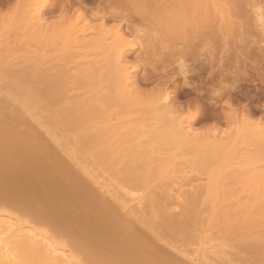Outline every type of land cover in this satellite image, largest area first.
Returning a JSON list of instances; mask_svg holds the SVG:
<instances>
[{
    "label": "bare ground",
    "instance_id": "1",
    "mask_svg": "<svg viewBox=\"0 0 264 264\" xmlns=\"http://www.w3.org/2000/svg\"><path fill=\"white\" fill-rule=\"evenodd\" d=\"M135 1L137 9L132 11L144 17L157 3ZM214 3L173 0L166 9L184 20L193 6L196 18L191 20L203 25L210 21V29L217 24L211 17L217 12ZM256 16L264 25L263 11ZM212 28L208 31L213 41L218 27ZM86 30L71 22L62 35L71 43L66 42L72 46V62L81 53H102L100 59L86 60V68L78 73L83 72L82 79L87 76V84L93 68L103 75V85L96 82L97 76L89 78L85 88L77 75L73 80V73L72 81L64 75L68 83L61 74L62 81L48 75V81L39 80L38 71L29 88L24 87L29 81L25 74L24 84L17 73L22 83L0 81V264H229L231 252L228 261L224 256L232 242H241L240 251L264 264V247L257 242L264 240V138L253 136L258 123L239 130L230 148L215 136L203 137L186 128L176 108L159 103L166 90L143 95L132 85L120 31L90 36ZM71 82L74 93L67 86ZM77 84L84 93H75ZM214 158L234 164L242 173L238 178L245 176L242 189L249 184L255 188L254 202L248 199L238 218L220 214L222 205L212 200L216 175L208 181L210 196L205 201L198 199L202 190L189 195L177 188V180L194 174L184 173L185 167L203 174Z\"/></svg>",
    "mask_w": 264,
    "mask_h": 264
},
{
    "label": "rangeland",
    "instance_id": "2",
    "mask_svg": "<svg viewBox=\"0 0 264 264\" xmlns=\"http://www.w3.org/2000/svg\"><path fill=\"white\" fill-rule=\"evenodd\" d=\"M134 1L135 0H0V53L3 54L0 55V72L4 69L6 70L5 74L7 73V77L4 75V71L2 74L0 73L2 75H0L1 79L4 77L2 80L0 79V81L5 80L2 82L5 84L8 82L11 83L13 79V82L16 81L17 83L19 79L17 76L20 77L25 74L26 80H29L27 83L30 85L25 83L24 87L27 86L26 88H29L31 85L33 86L31 82H34V80L38 78L41 80V78L44 79V77L48 75L49 77H47L50 80L53 79L52 81L59 79L62 81L65 79V74L66 78H68V76L73 73V75H71L72 77L75 74V76L77 75L79 77L78 79L84 81L85 88L86 85L89 84L88 82L90 80H96L97 76L98 79L96 82H102L101 79L103 75L93 68V76L90 73V80H88L89 78L87 79V84H85L87 76L82 79L83 72L78 73V71L81 69L83 70L84 67L86 68L88 64L87 61L90 60L91 62V59H100L103 56L102 53H81V58L80 56L77 58L75 57L72 62V46L69 47L71 43L67 42V39L65 40L63 35H66L64 33L67 31L71 22L72 24L79 22L80 25L87 28L86 31L90 36L97 35L98 32L103 31L111 36L117 31H120L125 42L124 48H126L125 56L123 55V63L130 69L132 85L135 89L137 88L138 91L140 90L143 95L156 93L163 89L166 90L170 95L172 106L177 109L181 117L184 115V110L189 107V114L183 122L186 128L192 129L203 137L215 136L225 144L227 148L233 146L236 138L235 136L239 130L254 127L256 123H258V129L253 136L264 138V25L263 22L262 24L259 23L260 20L258 16L255 17L256 12L257 15L262 11L264 13V0H214V4L217 5V10H214L217 12L215 16L211 17H215V21L217 20L214 23H217L218 29H216L218 32L216 36L214 35L215 38L213 41L210 39L213 38V35H211L208 30L212 27H214L212 29H215L216 25L212 22L211 25L214 26H210L211 28L207 29L210 21L208 24L206 22V25H203V23L199 24L201 22L196 23L195 20H191L193 18V15H191L193 6L191 11L188 9L189 7L187 8V10H189V13L186 12L188 16H185L183 20L175 10L173 11L175 14L169 12L170 9L169 11L167 10L170 7L167 4H169V2L173 3V0H164V3L168 1L166 4L168 8L166 5H163L165 7V13L162 11L163 9H160L163 0L162 2L161 0L160 2L157 0V3L160 5L159 9H157L158 5L155 2L156 7H154L156 9L151 8L152 11L150 10L148 14L144 12V17V15H141L142 12L139 14L138 12L135 13L132 11L137 9H133L135 7L134 4H136V1ZM137 1L139 4L143 3L141 2L143 0L140 2L139 0ZM150 1L148 0V2ZM209 1L211 2V0ZM186 3L185 1V5H182V3L181 5L184 7ZM150 4L147 3L146 5ZM216 5H214V7H216ZM189 6H191V4ZM194 6H196V4H194ZM260 6L261 12L258 13V7L260 8ZM183 7L179 10L180 14L184 15ZM185 9L184 7V10ZM181 10L183 13H181ZM206 14L208 18L209 9ZM123 16L128 19H124ZM256 19L258 20L256 21ZM263 19L264 18L261 20L264 21ZM211 21L214 20L211 19ZM257 23L258 25H256ZM32 25L33 27H31ZM136 25H143L147 30V34L145 35L148 36L143 37L142 46L134 44L133 33ZM196 25H200V29ZM53 28H58L60 32L57 33L56 31L55 34ZM59 28L63 29L59 30ZM197 29L199 30L198 32ZM205 30L207 35L205 34ZM194 31L196 32L194 33ZM41 33H43V35ZM204 36L206 37L204 38ZM66 42L69 43V45ZM165 48H167V51L164 50ZM181 58L186 59L190 65V74L187 78L183 75H176L174 71L175 65ZM149 65H156L155 70L148 67ZM35 67L37 68L35 69ZM15 69L20 72L14 71ZM37 71L39 77L38 74H36ZM13 72H15L14 76ZM41 72L43 75L45 74L44 76L41 74L42 77L40 76ZM60 74L61 76L63 75L64 79H61L62 77ZM11 76L15 79L13 77L11 78ZM71 76L68 79L72 78ZM35 77L38 78L34 79ZM47 77H45L46 81H48ZM8 78L9 80H7ZM21 79L24 84V76ZM235 79H239L240 83L238 87L231 92L230 96H214L212 94V90L217 89L221 83H231ZM70 80L72 81V79ZM19 81L22 83L20 79ZM82 81L81 83H83ZM66 82H64L65 86ZM73 82L69 83L70 85L67 84V86L69 90L72 88V92L74 93V86L72 87ZM23 84L20 85L23 87ZM78 85L80 84H77V86ZM62 87L66 89V87ZM76 88L77 90L75 93L78 92L77 95L81 92L84 93V89H81L82 91L80 90V88H83L82 85ZM77 98L78 96L75 99ZM81 98L82 97H80V99ZM78 101L81 100L77 99V102ZM233 106L240 109L238 117L235 114ZM243 141H248V144H250L249 138L243 137ZM220 159H218V162H215L217 159L214 158V161L209 164L206 162L210 168H208V172H206L207 169L205 168V173L202 171L203 174H199L195 171L197 173L195 175V172H189V170L192 169L190 165L187 166V168L185 167L187 170L184 168V173H187L188 176L192 175L191 173L194 174L188 177L189 179H186V176L185 178H180L179 181L177 180L179 184L177 188L184 189L187 194L190 193L189 191L193 193L195 190H202L203 193H200L198 199L200 198V201H205L207 198L209 199L210 196L208 195L210 189L207 190L210 188L208 185L210 183H208V181L211 182V177L216 175L218 187L216 186L217 192L212 190L213 193H216L211 197L213 198L212 200L216 199L218 200L217 202L220 203H218L219 206L222 205V208L220 207L222 210L220 214L224 212L231 215L232 218H238L242 213L243 205L248 202V199H250L249 202H254V194L252 195V192H255V188L250 189L251 187L249 184L250 188L246 186L247 189H244L245 187L242 189L243 185L245 186V181L243 183L241 180L245 176L240 179L242 173H237L238 170L236 171L233 167L235 165H229L231 163H226L225 161L227 160L224 159V161L223 158L222 161L225 163L222 165ZM188 167H190L189 170ZM240 172H242V170ZM244 175L247 176L246 173H244ZM247 179L249 181L248 177ZM246 183L248 184V182ZM178 191L180 192V190ZM248 191H251V194ZM199 192L200 191H195L194 194ZM244 192H247L248 195L247 193L244 194ZM203 194L204 196H202ZM238 195H240L241 198ZM244 199H246V201ZM241 201L245 202L242 203ZM257 242H259L261 247H264V240ZM237 243L239 242H232V246L230 245L231 247L229 246V248H227L229 251L227 250L228 254H226V257L224 256V260L229 259V252H231L235 255L233 259V255L230 253L232 263L230 260L229 262L231 264H237L239 262L240 264H251L254 260L252 255L250 256L249 253L244 254L247 252H242L243 249L237 246L239 244L242 246V243ZM240 249L242 251H240ZM252 264L262 263L254 261Z\"/></svg>",
    "mask_w": 264,
    "mask_h": 264
},
{
    "label": "clouds",
    "instance_id": "3",
    "mask_svg": "<svg viewBox=\"0 0 264 264\" xmlns=\"http://www.w3.org/2000/svg\"><path fill=\"white\" fill-rule=\"evenodd\" d=\"M146 31L147 30L144 28L143 25H136L135 26V31L133 33L134 44H139L142 46L143 37L145 36ZM164 50L167 51V48H165ZM141 64H143V63H141ZM148 67H151L153 70H155L156 65H149ZM174 69H175L174 71H175L176 75H183L187 78V76L190 74V65L187 62V60L183 59V58H181L178 61V63L175 65ZM239 83H240L239 79H235L231 83L223 82L220 84V86L217 89L212 90V94L214 96H217V95H229L230 96L231 92L238 87ZM159 103L161 105H172V104H169L168 93H165L161 96ZM233 107L235 110V114L238 117L240 114V109L237 108L236 106H233ZM188 114H189V107L184 110V115L182 117L183 122H184L185 118L188 116Z\"/></svg>",
    "mask_w": 264,
    "mask_h": 264
}]
</instances>
